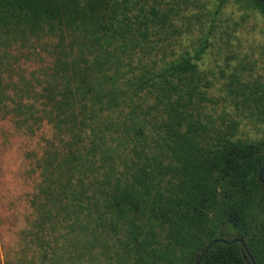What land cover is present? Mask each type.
I'll return each mask as SVG.
<instances>
[{
	"label": "rangeland",
	"instance_id": "obj_1",
	"mask_svg": "<svg viewBox=\"0 0 264 264\" xmlns=\"http://www.w3.org/2000/svg\"><path fill=\"white\" fill-rule=\"evenodd\" d=\"M3 1L0 264H192L211 230L235 237L220 176L206 226L185 203L195 167L223 144L264 142V11L53 0L68 3L49 17ZM242 190L245 238L259 245L264 195Z\"/></svg>",
	"mask_w": 264,
	"mask_h": 264
},
{
	"label": "trees",
	"instance_id": "obj_2",
	"mask_svg": "<svg viewBox=\"0 0 264 264\" xmlns=\"http://www.w3.org/2000/svg\"><path fill=\"white\" fill-rule=\"evenodd\" d=\"M23 5L25 10L33 16H54L61 5L68 3H54L53 0H12ZM256 7L264 11V1L253 0ZM11 3L0 0V7H8ZM97 6L94 0L88 1V7L93 10ZM10 8V7H9ZM3 16H0V19ZM203 48L200 52L203 51ZM192 65V58L186 57L174 64L172 68L187 69ZM205 169L195 167L190 181V195L186 199V205L190 214L199 228L208 224L209 214L216 203V192L213 174L220 176L234 189H228L225 201L220 209L221 223L229 224L238 231L233 238H226L228 232L219 227L209 232L207 242L200 243L195 247L191 263L196 264L204 249L215 239L226 238L231 241L234 238H242L247 247L244 249L240 242L215 243L204 255L199 264H254L247 253L255 260V264H262L264 259V242L255 244L247 240L246 231L248 226L249 206L244 202L242 188L248 183H255V187L264 195V142H244L229 141L222 145L206 162ZM262 172L263 181L260 179ZM127 201L132 200V195H128ZM250 228V227H249Z\"/></svg>",
	"mask_w": 264,
	"mask_h": 264
},
{
	"label": "water",
	"instance_id": "obj_3",
	"mask_svg": "<svg viewBox=\"0 0 264 264\" xmlns=\"http://www.w3.org/2000/svg\"><path fill=\"white\" fill-rule=\"evenodd\" d=\"M260 1H264V0H260ZM260 179H261V181H263V178H262V172L260 173ZM217 242H222V243H231V242H240V243H242L243 244V247H244V249L247 251V247H246V245H245V243H244V240L242 239V238H234V239H232L231 241H229L228 239H226V238H222V239H215V240H213L205 249H204V251L202 252V254H201V256H200V258H199V260L197 261V263L196 264H199V262L201 261V259L204 257V255L206 254V252L215 244V243H217ZM247 257H249L250 259H251V261L255 264L256 262H255V260L252 258V256L249 254V253H247V255H246Z\"/></svg>",
	"mask_w": 264,
	"mask_h": 264
}]
</instances>
